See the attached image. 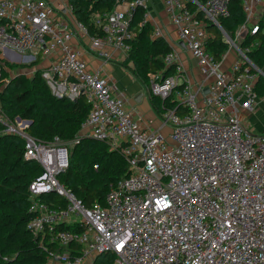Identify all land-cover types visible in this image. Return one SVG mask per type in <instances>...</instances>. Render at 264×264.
<instances>
[{"label":"built area","instance_id":"2783aa9c","mask_svg":"<svg viewBox=\"0 0 264 264\" xmlns=\"http://www.w3.org/2000/svg\"><path fill=\"white\" fill-rule=\"evenodd\" d=\"M58 1L60 6L49 0H0V57L20 64L52 57L41 67L52 93L71 100L84 95L90 104L73 140L44 141L28 132L30 119L0 117L4 132L24 139V157L42 166L29 184L27 228L47 251L43 264H92L108 253L115 256L113 264H264V132L249 130L242 115L258 108L256 82L264 71L248 55L258 42L245 48L237 43L248 33H264V0H241L246 17L235 38L220 22L229 15L231 0H164L202 75L192 82L175 48L164 56L172 74L153 75L154 94L183 104L182 111L177 106L162 114L168 135L136 118L125 97L88 68L84 51L72 41L77 31L86 34L89 51L105 60L113 58V49L129 53L132 11L137 5L147 8L145 2L130 0L125 7L117 0L96 21L102 34L92 35L80 21L59 16L61 10L73 12V6ZM148 21L146 13L143 23ZM209 21L236 50L229 68L227 53L219 60L208 48ZM154 36L165 33L155 27ZM6 68L0 82L34 72ZM83 138L105 141L128 163L129 174L111 184L105 205H87L59 179L70 164V146Z\"/></svg>","mask_w":264,"mask_h":264},{"label":"trees","instance_id":"16d2710c","mask_svg":"<svg viewBox=\"0 0 264 264\" xmlns=\"http://www.w3.org/2000/svg\"><path fill=\"white\" fill-rule=\"evenodd\" d=\"M70 2L76 19L92 35L102 34L96 21L111 12L117 4V0ZM190 5L194 10L197 8L193 1H190ZM229 11V15L221 17L220 22L235 38L237 29L245 22L246 17L241 0H231ZM146 12L144 5H137L132 11L130 28L134 32V38L130 41V59L125 66L145 86L153 109L162 115L167 109L176 108L178 103L171 96L162 98L154 94L150 89V82L153 75L161 70L166 76L172 74L173 67H166L164 56L173 47L163 36L152 37V24L149 21L143 23ZM208 29L213 34L208 48L220 60L228 51L229 44L216 24L209 21ZM254 42L258 44L248 55L264 71V33L244 35L240 46L250 47ZM41 61L39 57L30 64H15L0 57L1 79L8 74L6 66L12 68L18 65L19 69L36 67L30 76L20 72L8 81L0 82V117L5 115L12 120L17 116L30 119L28 132L44 141L52 140L55 136L73 140L90 111V104L84 95L76 100L55 96L43 77L42 68L37 67ZM256 90L260 96H264L262 74L257 79ZM181 109L183 104L178 106V110ZM24 149V139L4 132V124L0 120V264H43L47 258V251L40 246L39 238L27 228L30 219L29 184L42 172V166L37 161L26 159ZM128 171V163L120 152L111 149L105 141L83 138L70 146V164L59 175V179L87 205L91 206L96 202L105 205L111 184L127 176ZM46 196L54 198L55 195ZM61 227L80 229L72 224H61ZM46 245L53 249V243L46 242ZM77 246L73 245L78 248ZM114 259V254H102L92 264H113Z\"/></svg>","mask_w":264,"mask_h":264},{"label":"crops","instance_id":"0c3cea01","mask_svg":"<svg viewBox=\"0 0 264 264\" xmlns=\"http://www.w3.org/2000/svg\"><path fill=\"white\" fill-rule=\"evenodd\" d=\"M54 2L56 6H60L58 0H49ZM123 6H127V2L130 0H122ZM147 6V14L149 22L152 24L153 30L155 27H160L165 33V39L175 48L178 53L181 62L183 63L186 74L192 82H199L202 78V75L199 70V66L197 64L196 59L191 55L189 50L185 47V44L179 39L176 31L175 25L171 22L169 14L165 10L164 0H143ZM118 3V1H117ZM116 6V5H115ZM59 16L71 17V19L75 20V14L73 12L66 13V10H61L58 12ZM96 15V14H95ZM73 16L75 18H73ZM77 21V19H76ZM152 37L154 38V34L152 32ZM73 44L79 47L84 51V57L87 61L88 68L91 71L99 72L102 76L107 77L111 83L113 88V92L123 95L126 100V106L130 110L133 111L134 116L136 118H142L143 122L154 128H161L163 123V116L157 114V112L153 109L151 102L150 106L148 102L145 101L144 106H142L145 94L142 93L144 91L145 86L141 83V81L135 76V74L125 66V63L129 61V53L124 52L122 50L113 49V58L105 60L96 54L89 51V37L81 32L77 31V35L73 38ZM230 50V49H229ZM228 50V51H229ZM229 56V57H228ZM229 61L224 64L225 68H229L231 63L237 58V53L234 50L229 51V55H227ZM52 57L44 58L40 65L43 64L44 67L50 63ZM136 79V81H135ZM148 92V91H147ZM142 94L139 96V94ZM139 96V98H138ZM149 96V94H148ZM150 101V100H149ZM152 107V108H151ZM156 112H153V111ZM255 115L262 116L264 121V102H260L258 108L253 113ZM160 117H159V116ZM243 119L246 120L249 114H242ZM154 117H159L160 126H154L149 120ZM262 122V131L264 130V122ZM249 125L248 123H246ZM169 127V126H168ZM170 128V127H169ZM170 132V130H169Z\"/></svg>","mask_w":264,"mask_h":264},{"label":"rangeland","instance_id":"374dc122","mask_svg":"<svg viewBox=\"0 0 264 264\" xmlns=\"http://www.w3.org/2000/svg\"><path fill=\"white\" fill-rule=\"evenodd\" d=\"M73 18H75L74 16H73ZM262 21H263V24H264V14H263V17H262ZM76 20V19H75ZM221 31H222V29H220ZM152 32H153V34H154V32H155V28H154V30H152ZM223 33V32H222ZM240 42H241V37H239L238 39H237V43L238 44H240ZM231 50H234V51H236L235 49H230L229 51H231ZM229 51H227L226 53H227V55H229ZM10 57H11V55H10ZM229 57V56H228ZM227 56H226V58H225V60H224V64L227 62V61H229V58H228ZM9 62L10 63H15V64H20V63H18V61H10L9 60ZM22 64V63H21ZM41 66H43V64L42 65H38L37 67H41ZM19 66L17 65L16 67H12V70H10V73H13V71H15L16 70V68H18ZM33 68V71H34V69L36 68H34V67H32ZM135 81H136V79H135ZM142 93H144L145 94V97H144V100H143V103H142V106H144V104H145V101L146 102H148V104H149V106H150V101H149V96H148V92H147V89L146 88H144V91L142 92ZM260 102L262 103V102H264V96H261V100H260ZM152 108V107H151ZM153 111V110H152ZM153 112H155V111H153ZM155 114H156V112H155ZM157 115V114H156ZM159 116V115H158ZM160 117V116H159ZM159 117H154V118H151L149 121L154 125V126H160V121H159ZM164 119V118H163ZM246 120H244L245 121V123H248L249 125H248V127H249V130H251V131H253V132H261L262 131V128H263V126H262V122L261 121H263V118H262V116H259V114L258 115H255V114H253V113H250L248 116H247V118H245ZM264 122V121H263ZM169 130H170V128L167 126V125H163L162 127H161V132L163 133V134H165V135H168V133H169Z\"/></svg>","mask_w":264,"mask_h":264},{"label":"water","instance_id":"95a60500","mask_svg":"<svg viewBox=\"0 0 264 264\" xmlns=\"http://www.w3.org/2000/svg\"><path fill=\"white\" fill-rule=\"evenodd\" d=\"M141 95H142V94L140 93L139 96H141ZM139 96H138V98H139Z\"/></svg>","mask_w":264,"mask_h":264}]
</instances>
